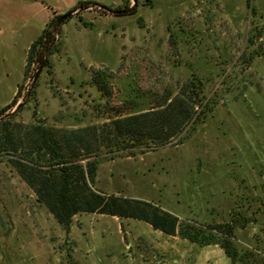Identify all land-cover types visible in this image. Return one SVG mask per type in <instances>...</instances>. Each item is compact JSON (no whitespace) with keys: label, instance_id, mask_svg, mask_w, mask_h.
Listing matches in <instances>:
<instances>
[{"label":"rangeland","instance_id":"374dc122","mask_svg":"<svg viewBox=\"0 0 264 264\" xmlns=\"http://www.w3.org/2000/svg\"><path fill=\"white\" fill-rule=\"evenodd\" d=\"M80 1L0 0V109L24 81L27 49L51 16L46 6L67 10ZM97 1L107 9L71 12L57 35L53 74L40 73L28 102L25 81L7 114L83 128L144 111L197 77L210 110L184 143L129 158L100 156L94 188L201 223L226 222L237 210L251 219L236 231L238 244L264 247V0H137L134 13V0ZM96 72L110 74L109 99L92 82ZM0 264L232 262L218 246L140 220L83 213L66 232L0 160Z\"/></svg>","mask_w":264,"mask_h":264},{"label":"trees","instance_id":"16d2710c","mask_svg":"<svg viewBox=\"0 0 264 264\" xmlns=\"http://www.w3.org/2000/svg\"><path fill=\"white\" fill-rule=\"evenodd\" d=\"M92 8L107 9L96 2L81 1L70 12ZM134 10L135 7L132 13ZM113 12L125 13L123 10ZM62 16L54 13L31 43L27 49L24 81L18 85L13 100L0 109V160L12 166L66 232L70 231L73 218L83 213L134 219L172 237L200 246H218L232 264H264V247L258 244L246 248L238 244L236 231L245 229L251 219L237 210L226 222L201 223L180 219L151 202L94 188L100 156L105 154L111 160L129 158L136 152L146 154L160 147L184 143L183 134L189 128L194 129L210 110L203 82L197 77L184 82L175 93L169 90L160 94L153 106L144 111L115 115L102 124L83 128H58L41 120L25 123L7 114L9 109L18 106L25 81L31 83L28 102L36 98L38 71L53 74L52 55L60 50L57 35L68 20L60 22ZM109 81L107 72H96L92 77L93 84L106 99L113 93Z\"/></svg>","mask_w":264,"mask_h":264},{"label":"crops","instance_id":"0c3cea01","mask_svg":"<svg viewBox=\"0 0 264 264\" xmlns=\"http://www.w3.org/2000/svg\"><path fill=\"white\" fill-rule=\"evenodd\" d=\"M89 1V0H88ZM81 2V1H80ZM93 2H98L97 0L96 1H93ZM77 4H74L72 7H70V8H68L67 10H54L53 8H51V6H46L47 7V9L49 10V11H51V16L49 17V20L47 21V23L50 21V19H51V17L53 16V14L55 13L56 15H59V14H61V13H64V12H67V11H69L70 9H72L73 7H75ZM46 23V24H47ZM46 24H45V26H46ZM45 26L43 27V29L45 28ZM43 29H42V31H43ZM37 39V38H36ZM35 39V40H36ZM32 43V42H31ZM31 45V44H30ZM29 45V46H30ZM29 48V47H28ZM17 91H18V88H17ZM17 93V92H16ZM16 95V94H15Z\"/></svg>","mask_w":264,"mask_h":264},{"label":"water","instance_id":"95a60500","mask_svg":"<svg viewBox=\"0 0 264 264\" xmlns=\"http://www.w3.org/2000/svg\"><path fill=\"white\" fill-rule=\"evenodd\" d=\"M138 5V2H137V0H134V7H136ZM73 15V13H67V14H64L63 16H62V18L60 19V22L62 21V20H64V19H66V18H70L71 16ZM40 72H41V70H39L38 71V73H37V75H36V78L40 75Z\"/></svg>","mask_w":264,"mask_h":264},{"label":"built area","instance_id":"2783aa9c","mask_svg":"<svg viewBox=\"0 0 264 264\" xmlns=\"http://www.w3.org/2000/svg\"><path fill=\"white\" fill-rule=\"evenodd\" d=\"M84 2L87 1V0H83Z\"/></svg>","mask_w":264,"mask_h":264}]
</instances>
